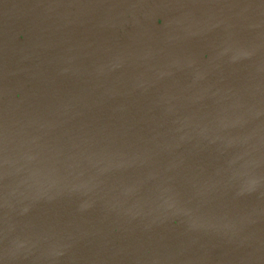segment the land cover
Here are the masks:
<instances>
[{
  "label": "water",
  "instance_id": "95a60500",
  "mask_svg": "<svg viewBox=\"0 0 264 264\" xmlns=\"http://www.w3.org/2000/svg\"><path fill=\"white\" fill-rule=\"evenodd\" d=\"M0 264H264V0H0Z\"/></svg>",
  "mask_w": 264,
  "mask_h": 264
},
{
  "label": "trees",
  "instance_id": "16d2710c",
  "mask_svg": "<svg viewBox=\"0 0 264 264\" xmlns=\"http://www.w3.org/2000/svg\"><path fill=\"white\" fill-rule=\"evenodd\" d=\"M217 254H219V252H217Z\"/></svg>",
  "mask_w": 264,
  "mask_h": 264
}]
</instances>
